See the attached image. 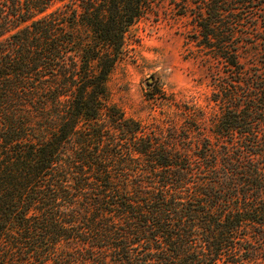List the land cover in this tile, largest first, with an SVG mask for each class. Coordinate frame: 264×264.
I'll return each mask as SVG.
<instances>
[{"label":"trees","instance_id":"16d2710c","mask_svg":"<svg viewBox=\"0 0 264 264\" xmlns=\"http://www.w3.org/2000/svg\"><path fill=\"white\" fill-rule=\"evenodd\" d=\"M58 1L0 0V264H264V0L178 3L220 113L167 140L108 99L146 0Z\"/></svg>","mask_w":264,"mask_h":264},{"label":"rangeland","instance_id":"374dc122","mask_svg":"<svg viewBox=\"0 0 264 264\" xmlns=\"http://www.w3.org/2000/svg\"><path fill=\"white\" fill-rule=\"evenodd\" d=\"M179 2L146 0L124 34L121 54L106 82L109 101L146 128L163 129V140L169 124L182 121L177 104L193 105L206 115L220 113L218 101L211 98L215 90L211 77L188 53L194 48L185 43L193 22L188 14L178 13ZM255 11L261 18L264 5Z\"/></svg>","mask_w":264,"mask_h":264}]
</instances>
